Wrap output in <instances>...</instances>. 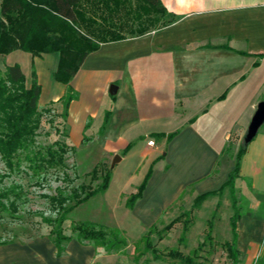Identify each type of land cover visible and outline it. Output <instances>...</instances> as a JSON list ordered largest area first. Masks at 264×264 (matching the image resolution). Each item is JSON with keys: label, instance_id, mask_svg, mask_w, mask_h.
<instances>
[{"label": "crops", "instance_id": "1", "mask_svg": "<svg viewBox=\"0 0 264 264\" xmlns=\"http://www.w3.org/2000/svg\"><path fill=\"white\" fill-rule=\"evenodd\" d=\"M161 2L176 15L174 22L100 43L68 84L53 78V94L44 102H59L69 87L74 93L66 115L71 143L80 141L90 120L97 128L94 140L107 150L128 148L122 161L131 153L149 158L151 176L130 209L141 223L153 221L182 193L195 199L218 189L234 166L229 142L242 137L256 104L264 100V0ZM26 53L38 83V68H48L53 77L58 55ZM16 59L3 64H18ZM44 95L40 84L38 103ZM239 175L264 193V130L247 145ZM245 219L237 222V245L243 247L240 256L251 260L264 243V217ZM31 245L17 244L12 263L38 264L25 255Z\"/></svg>", "mask_w": 264, "mask_h": 264}, {"label": "trees", "instance_id": "2", "mask_svg": "<svg viewBox=\"0 0 264 264\" xmlns=\"http://www.w3.org/2000/svg\"><path fill=\"white\" fill-rule=\"evenodd\" d=\"M176 18L166 10L161 0H0V55L14 50H22L32 56L56 53L58 62L53 78L68 84L85 57L100 43L142 35L169 25ZM39 95L40 84L34 71L27 85L18 64L0 68V161L3 164L0 168V212L15 217L26 201L24 184L12 179L14 174H30L33 177L30 185L38 188H43L51 174L60 184L53 194L41 193L40 196L48 199L54 217L39 214L48 226L45 236L53 244L56 256L65 252L71 240L82 245L100 246L106 251L120 250L127 241L118 228L92 221H76L71 226V233H65L63 223L67 215L107 189L111 170L102 173L100 181L93 186L92 182L99 177L95 166L89 173V183L74 184L77 176L71 177L66 164V154L72 148L61 141L42 145L36 140L42 115L50 111V108H39ZM73 97L74 93L68 87L59 98L63 102L64 118ZM247 145L243 142L239 147L227 180L218 189L196 196L194 207L210 196L222 194L226 187L232 192ZM150 174L151 169L127 198V208L131 209L141 197ZM232 208L234 212L229 219L231 238L224 241L223 246L231 264H239L241 251L237 245L236 226L240 213L234 196ZM206 236L210 237L209 233ZM183 237L184 233L180 240ZM12 242V238L0 236V245ZM152 249L154 258L162 257L160 252ZM196 253L197 249L189 254L169 249L166 255L181 264H200L194 259Z\"/></svg>", "mask_w": 264, "mask_h": 264}, {"label": "rangeland", "instance_id": "3", "mask_svg": "<svg viewBox=\"0 0 264 264\" xmlns=\"http://www.w3.org/2000/svg\"><path fill=\"white\" fill-rule=\"evenodd\" d=\"M54 55L57 54L53 53L51 56ZM12 57L17 58L28 85L31 71L35 72V66H31L30 63L29 54L18 50L9 57L1 55L0 68L5 66L4 62L15 61ZM37 71H39V83L45 90V97L38 103V106L39 108H50L48 113L42 115L37 142L48 145L54 141H61L72 148L66 154V164L70 168L68 172L71 177L77 176L74 184L89 183V173L95 166L99 170V177L92 182L93 186L100 181L102 173L107 169L111 170L107 189L77 206L67 215L63 223L65 233H71L73 222L92 221L107 227L118 228L127 241L126 246L120 250L106 251L100 246L82 245L76 240H71L61 255L63 259H66L64 262L70 260L69 262L72 264H181L176 259L169 258L166 255L167 250L178 249L184 254H189L193 249H197L194 259L200 264H231L223 243L231 238L229 218L234 212L232 196L236 199L240 217L246 218L245 220L247 218L251 220V217L256 216L264 217V193L253 188L252 179L239 175L235 180L232 192L226 187L222 194L208 197L195 207L193 206L194 197L182 193L176 201L158 213L153 221L141 223L125 206V203L130 194L142 182L149 169L152 170L149 158L131 153L128 157L125 156L124 161L119 158L112 165L115 155L121 156V153H127L128 150L110 152L105 145L94 140L97 128L90 120L87 122L89 126L84 130L80 141L71 143L68 139L67 118L62 116L63 102H51L44 105L47 97L53 94L51 90V84L54 83L52 74H49L48 68L42 70L38 68ZM263 130L264 123L258 131ZM244 135L245 132L242 137H233L228 144L227 153L234 160L243 143ZM133 151L136 152L137 149ZM2 165L0 161V168ZM11 178L24 184L26 201L15 217H10L6 212H0V236L12 238L13 244H15L6 247L0 246V264H15L12 263L14 260L11 256L18 252L17 244H33L25 251V255L30 257L29 261L35 257V262L38 264L63 263L62 258L57 260L54 256V246L45 236L48 226L42 221L39 214L54 217L48 199L41 197L40 194H53L55 187L60 182L49 174L47 181L43 183V188H38L30 185L33 177L28 173L14 174ZM186 211L190 213L185 214ZM151 217L153 216L151 215ZM169 224L172 225L166 228ZM186 224L187 229L183 232ZM183 233L184 237L180 240ZM208 233L210 237L206 236ZM50 247H52V251ZM152 248L160 252L162 257L154 258ZM239 248L243 247L239 245ZM256 250V256L251 260H247L241 255L239 264H264V243L259 244ZM26 261L29 264L28 259Z\"/></svg>", "mask_w": 264, "mask_h": 264}, {"label": "water", "instance_id": "4", "mask_svg": "<svg viewBox=\"0 0 264 264\" xmlns=\"http://www.w3.org/2000/svg\"><path fill=\"white\" fill-rule=\"evenodd\" d=\"M109 92L111 94H115L116 92V86L111 85ZM264 123V100H260L256 104V108L254 110V113L250 119V122L247 126L245 135L243 137V142L245 144H248L252 139L256 136L258 129L260 126ZM120 158L119 155H115L112 165Z\"/></svg>", "mask_w": 264, "mask_h": 264}, {"label": "built area", "instance_id": "5", "mask_svg": "<svg viewBox=\"0 0 264 264\" xmlns=\"http://www.w3.org/2000/svg\"><path fill=\"white\" fill-rule=\"evenodd\" d=\"M148 144L149 145H153L154 144V141L153 140H148Z\"/></svg>", "mask_w": 264, "mask_h": 264}]
</instances>
